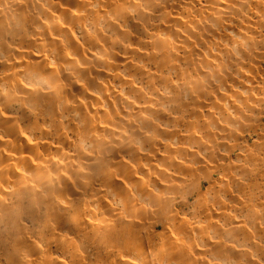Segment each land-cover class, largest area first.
I'll return each mask as SVG.
<instances>
[{
	"label": "clouds",
	"instance_id": "clouds-1",
	"mask_svg": "<svg viewBox=\"0 0 264 264\" xmlns=\"http://www.w3.org/2000/svg\"><path fill=\"white\" fill-rule=\"evenodd\" d=\"M0 264H264V0H0Z\"/></svg>",
	"mask_w": 264,
	"mask_h": 264
}]
</instances>
